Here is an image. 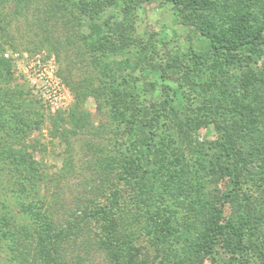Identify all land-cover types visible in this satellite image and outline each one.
<instances>
[{
  "label": "rangeland",
  "instance_id": "obj_1",
  "mask_svg": "<svg viewBox=\"0 0 264 264\" xmlns=\"http://www.w3.org/2000/svg\"><path fill=\"white\" fill-rule=\"evenodd\" d=\"M68 1L0 0V57L10 65H0V200L16 205L9 225L0 220V264H111L95 220L64 242L39 241L84 210L113 205L116 192L132 242L123 255L137 250L141 264H233L220 246L193 252L198 210L210 202L224 224L243 213L264 247V187L242 185L241 209L225 205L228 180L209 150L228 134L264 160V38L253 51L216 54L164 0H71L72 10ZM195 18L214 35L255 32L264 0H204ZM176 111L210 125L184 133ZM163 222L175 226L167 246L158 242ZM247 259L264 264L252 251Z\"/></svg>",
  "mask_w": 264,
  "mask_h": 264
},
{
  "label": "trees",
  "instance_id": "obj_2",
  "mask_svg": "<svg viewBox=\"0 0 264 264\" xmlns=\"http://www.w3.org/2000/svg\"><path fill=\"white\" fill-rule=\"evenodd\" d=\"M203 1L204 0H164L161 3L164 5L171 4L174 14L185 19L183 25H191L194 27L193 29L200 32L202 36H205L209 40L210 49L216 54L223 52L234 54L242 49L253 51L259 47L262 38H264V26L255 32L247 28H237L227 37L222 34L214 35L211 33L210 28H204L202 25H194L190 18L197 19L195 17L202 7ZM68 2L71 3V0ZM76 3L77 2L74 1L71 3V10L73 6H76ZM189 13L192 14V17H189ZM0 14H2L1 11ZM93 30L100 35L102 28H93ZM0 65L3 67L10 66L3 56L0 57ZM131 97L133 98L134 96L132 95ZM135 115L136 112H134V116ZM156 119L155 116H152L145 125L147 139L145 140L144 148L146 151L145 153H147L145 158L148 163L150 162L149 155H151V146L153 147L154 145L155 133L153 128ZM176 119L177 128L180 131H184V133H187V131L195 132L210 125L206 120L194 119L184 113L183 117H180L177 111ZM51 121L52 125L55 127V131L59 132V128L62 126V115L57 114L53 116ZM236 143L235 137H231V135L228 136L227 134L212 142L209 150L213 153L219 173L228 180L224 204L230 205L232 203L239 206L243 201L240 195L243 191L242 185L248 184L250 186L257 185L258 187H264V160L253 161L246 152H243L237 146L238 143ZM8 195L14 196L11 191H9ZM112 197L114 201L113 205H103L96 210H84L85 215L82 217L81 221L78 222L77 218L74 217L72 221H68L62 227L58 236H50V229L45 230L43 232L44 234H40L41 238L39 242L44 243L43 239L45 238L42 237L43 235H45V237H51L52 241L62 239V242H64L76 232L78 233L77 235L82 234V227L79 228L81 223L87 225L85 222L95 220L97 223L103 225V232L97 237L99 249L108 256L111 264H141L139 255L137 254L139 252L137 250L135 254L131 253L129 257L123 255V250H126L129 246L132 247V242L129 241L130 236L128 234L125 236L120 229V220L116 215V211L118 212L119 210L117 192L114 193ZM200 200L202 201L203 199ZM11 203L12 201L9 202L7 198H2L0 200V220L6 225L10 224L11 217L14 216L16 212V205ZM210 203H207L209 206H207V208L205 207L206 204L204 206L202 204L198 210L197 216L200 219V231L197 241L193 245V252L195 251L198 253V256H201L199 254L201 251L212 254L214 249L220 246L229 252L233 264H250L247 255L251 251L256 253L260 259L264 260V247L259 246L252 240L254 232L253 227L249 226L250 220L245 218V215L242 213L238 217L237 222L224 224V212L221 209L217 210L213 205L214 203L210 206ZM225 205L223 206L222 204L221 207H225ZM239 207L241 209V206ZM158 228L160 233L158 236L159 245L167 246L172 244L175 226L171 223L169 224V222H163L158 225ZM76 229L78 230L76 231ZM182 261L181 263H183ZM62 264H67V262Z\"/></svg>",
  "mask_w": 264,
  "mask_h": 264
}]
</instances>
